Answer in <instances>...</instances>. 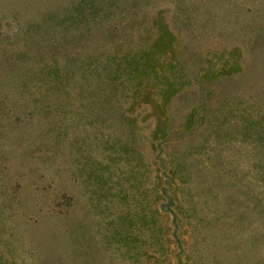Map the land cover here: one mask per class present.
Wrapping results in <instances>:
<instances>
[{
  "label": "rangeland",
  "instance_id": "1",
  "mask_svg": "<svg viewBox=\"0 0 264 264\" xmlns=\"http://www.w3.org/2000/svg\"><path fill=\"white\" fill-rule=\"evenodd\" d=\"M0 264H264V0H0Z\"/></svg>",
  "mask_w": 264,
  "mask_h": 264
},
{
  "label": "trees",
  "instance_id": "2",
  "mask_svg": "<svg viewBox=\"0 0 264 264\" xmlns=\"http://www.w3.org/2000/svg\"><path fill=\"white\" fill-rule=\"evenodd\" d=\"M161 34H163V31H161L160 35L157 36L158 42L156 41L155 43L151 44L148 48L138 50V52L135 53L133 56H131L132 58H130L127 61L129 72L131 73V76L132 78H134V80L137 78L138 75L140 77L143 74H149L155 71V68H154L155 64L153 63L155 60L156 53L162 54L166 50H168L165 46H162V45L158 46V44L160 43L161 36H162ZM156 128L157 126L153 128L152 133H155L157 131ZM159 129L162 130L161 128ZM158 215H159V212L156 206L153 209L152 208L144 209L140 213V219H139L143 225L142 231L144 234L136 238V236L131 235V230L123 232V233L117 232L116 233L117 236L115 237L114 241L125 246L127 250L133 251L132 257L134 258V260L138 256L144 257L143 255L145 254L146 249L145 248L141 249L140 247L142 245L144 246L145 243H148V242L151 243L152 246H154V250L157 251L159 255H163L168 248L167 246H168L169 240H168V236L165 234V231L162 229L163 224L159 222ZM125 219L126 218H123V221L126 222ZM127 219L131 220L130 217H128ZM149 219L154 221V223H152ZM173 226H174L173 234L177 235L175 231L178 229L179 226L175 223V221L173 223Z\"/></svg>",
  "mask_w": 264,
  "mask_h": 264
}]
</instances>
